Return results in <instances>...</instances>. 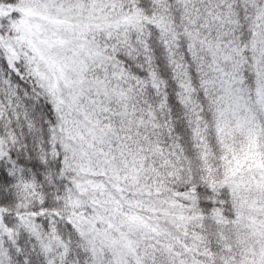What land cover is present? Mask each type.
<instances>
[{
    "label": "snow or ice",
    "instance_id": "snow-or-ice-1",
    "mask_svg": "<svg viewBox=\"0 0 264 264\" xmlns=\"http://www.w3.org/2000/svg\"><path fill=\"white\" fill-rule=\"evenodd\" d=\"M0 264H264V0H0Z\"/></svg>",
    "mask_w": 264,
    "mask_h": 264
}]
</instances>
